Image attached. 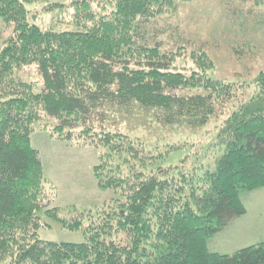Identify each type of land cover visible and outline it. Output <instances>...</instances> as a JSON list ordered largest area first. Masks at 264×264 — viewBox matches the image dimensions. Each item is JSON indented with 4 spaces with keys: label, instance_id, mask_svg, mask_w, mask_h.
I'll use <instances>...</instances> for the list:
<instances>
[{
    "label": "trees",
    "instance_id": "16d2710c",
    "mask_svg": "<svg viewBox=\"0 0 264 264\" xmlns=\"http://www.w3.org/2000/svg\"><path fill=\"white\" fill-rule=\"evenodd\" d=\"M193 1L75 0L67 6L74 28L55 31L31 21L32 0H0L11 28L0 49V264H264V242L231 255L208 249L246 213L241 191L264 188V49L260 63L246 57L249 69L235 81L210 76V42L159 28L160 16ZM232 3L228 14L242 29L249 16L263 24L254 8ZM247 45L236 46L239 58ZM189 48L197 50L191 71L177 62ZM30 66L43 85L19 77ZM134 115L150 131L117 127L118 117ZM224 116L216 137L205 131ZM174 128L196 130L204 151L189 165L164 167L184 145L162 146L153 133ZM37 129L96 149V178L115 198L88 210L52 208L53 187L31 144ZM43 216L85 241L43 240Z\"/></svg>",
    "mask_w": 264,
    "mask_h": 264
},
{
    "label": "rangeland",
    "instance_id": "374dc122",
    "mask_svg": "<svg viewBox=\"0 0 264 264\" xmlns=\"http://www.w3.org/2000/svg\"><path fill=\"white\" fill-rule=\"evenodd\" d=\"M75 0H32L26 4L30 11L31 21L43 29L62 31L73 29L74 9L67 7ZM232 2L237 8H254L258 16L262 18V23L253 21L254 16H249V26L242 29L238 19L231 20L228 14ZM253 2H255L253 4ZM63 3L65 8L49 11L50 7ZM253 5L258 8L256 9ZM230 16V17H229ZM159 18L160 29L166 30L170 26L171 30L177 28L176 33L186 39H191L193 43L210 42V56L214 69L209 71V75L217 78H228L230 81L238 79L235 72L240 73L249 69L246 57L255 58L257 63L262 62L259 56L260 49H264V0H195L192 3L184 4L175 13H171ZM158 18V19H159ZM0 49L11 34V28L3 25L0 20ZM239 30V31H238ZM175 38V37H174ZM251 46L245 49L239 58L236 46ZM194 49H186L180 52L177 62L182 67H187V71L197 67ZM254 54V55H251ZM264 55V52H263ZM19 77L24 81L43 85L42 78L36 66L25 67L19 71ZM255 88L248 87L245 96L253 95ZM245 98V97H244ZM242 98V99H244ZM128 117H118L117 127L121 130L133 128L135 133L151 129V124L137 125L139 115ZM226 116L218 120H213L205 128V131L216 137L219 133ZM155 126V125H154ZM171 135L157 130L153 133L154 142H160L163 146L179 143L183 148L172 151L161 161L164 167L191 164L196 157H199L204 150L200 149L199 135L189 132L183 128H174ZM146 131L144 134H147ZM164 137V138H161ZM150 140V137L147 136ZM161 138V140H159ZM31 144L34 149L40 152L43 164L44 177L53 187L52 208L77 207L88 210L108 203L115 198L114 191L103 189L96 178L94 167L99 162V153L92 147H80L66 141L57 140L51 137L48 130L37 129L31 136ZM184 165V166H185ZM241 199L246 208V213L234 218L229 225L219 234L208 240V249L219 254H235L240 249L264 242V188L254 191H241ZM44 222L39 230V236L43 240L56 243H82L85 237L82 231H70L53 219L43 216Z\"/></svg>",
    "mask_w": 264,
    "mask_h": 264
}]
</instances>
